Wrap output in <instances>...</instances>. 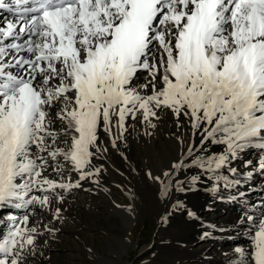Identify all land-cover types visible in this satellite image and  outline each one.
I'll use <instances>...</instances> for the list:
<instances>
[{"label": "snow or ice", "instance_id": "obj_1", "mask_svg": "<svg viewBox=\"0 0 264 264\" xmlns=\"http://www.w3.org/2000/svg\"><path fill=\"white\" fill-rule=\"evenodd\" d=\"M164 112L193 139L161 175L148 173L162 196L186 191L179 177L191 167L212 174L214 192L244 196L232 162L257 150L246 175L264 174V0H0V210H22L8 215L0 264L42 255L37 240L59 229L30 219L80 181L99 182L101 131L117 148L128 121L155 129ZM249 207L252 247L235 249L237 264H264V200Z\"/></svg>", "mask_w": 264, "mask_h": 264}, {"label": "bare ground", "instance_id": "obj_2", "mask_svg": "<svg viewBox=\"0 0 264 264\" xmlns=\"http://www.w3.org/2000/svg\"><path fill=\"white\" fill-rule=\"evenodd\" d=\"M140 82H144L143 78ZM159 115L160 119L158 121H153L157 124L155 129H146L145 125L140 122L139 118L134 121H128L126 125L127 131L124 133L123 138L117 141V148L112 147L108 134L101 131L100 135L104 141V147H107L108 151L103 153L100 158L94 159L93 164L97 167L102 164L108 170L113 169V167L118 164L116 153H121L124 157H131V155L139 156V158L143 161L141 163H143L145 167L146 165L149 167V172H151L152 175H161L171 166L173 161L181 157L182 150L186 151L188 144L192 142L193 138L191 136V127L187 124V122H185V127L183 129H178L174 118L169 113L164 112ZM117 131L118 130L114 129V133ZM147 131H152V135H147ZM176 136H181L184 143L181 144L177 141ZM195 143L199 145L198 137L195 138ZM150 148L156 155V166H154L149 159ZM224 149V145H209L208 152L218 154L223 152ZM243 154H246V157L242 158L240 156L238 160L232 162L231 166L240 170V172L238 170V174L234 177L235 179H248V182H245L241 187H238L239 192H243L244 196H241L240 199H234V202H232L229 206H224V203L217 202L216 199L218 194L219 192H227L235 195L237 193V189L221 188L220 191L214 192L213 188L217 182L214 179H209L212 175L211 173H206L197 167H191L186 171H183V174L181 173L179 177L185 181L184 187L187 190H173V194L175 196V199L172 198L175 200L173 207L181 213L187 221L188 219H192L196 228L191 231L187 237V241L189 242L187 244L190 248L186 251L190 253L192 258H194L190 264H208L205 262V259L212 260V263L210 264H237L239 257L238 253L235 252V249L243 248L247 251L250 250L249 247H252L251 236L246 230L248 225L241 223V217L244 215L245 211H253L249 205L264 200V174L255 172L251 178L247 175H242V173L251 170V166L247 168L245 167V161L250 160L253 164L256 163L253 151H246ZM49 172H51V169H49ZM226 174L229 175L230 178H233L230 176V173ZM103 176V173H101L98 178V183L94 182L96 179L95 177L80 181L82 186L85 185L83 189L73 188L71 191H68V194H66L67 192H64V200L62 203L53 199L51 208L52 213L49 214V210H41L38 215L33 216L30 219L29 226L36 223V226L40 228L44 224H49L56 208L62 209L61 219L54 220V223L52 220V223L49 224V227L57 228L59 231H57L54 235H49L45 232L44 235L37 240L39 245V248L37 249L38 253L42 252V256L47 257L49 250L53 249V247H57V243L55 244L47 241L49 237L56 240L60 239V245L62 241L61 239H64L65 236H69L67 232H73L72 236L76 234L77 236L84 235V238L90 237V235H87V228H83V231L77 233L79 219L76 217L77 219L73 221L72 219L74 218V214L72 215L73 217L69 216V213L66 215L63 210L65 208L70 210L72 207L78 212H82L83 209H86L87 211L90 210V205H93L94 202L88 197L89 192L86 189L90 188L99 192L101 190L100 177L103 178ZM195 176H199V179L193 183L192 177ZM50 178L56 180L61 179V177L57 176L55 173H52ZM64 178L70 179L73 183H75L79 180V173L72 171L71 165H68ZM190 196H194L195 200L192 201L189 198ZM78 197L79 202L77 201ZM213 201L216 203L214 204L215 206H211ZM77 202L79 204H77ZM235 205H238L239 207L237 208ZM243 205H245V207ZM113 209V211L119 215L121 223L124 226H128L132 213L129 210H124V207L119 205V203H117L116 208ZM8 211L11 212L14 210ZM189 211H191L194 215L190 216L188 214ZM88 214H90V211H88ZM8 215V212L0 213V220L3 221V223H0V231L3 230V234L4 229L9 224ZM41 219L42 221L40 222ZM174 219L175 216L172 214L168 222L173 223ZM213 225L215 226L214 229L211 227ZM221 229H223V231H221ZM205 232H210L211 236L206 239H201L202 234ZM227 235L231 236L226 238ZM45 241H47V243H45ZM135 245L139 254L148 250L145 245L140 247L139 243H136ZM88 250V254H93V256L95 255L91 249ZM111 251L114 253L116 252L114 248H112ZM28 263L37 264L33 257L29 258Z\"/></svg>", "mask_w": 264, "mask_h": 264}, {"label": "rangeland", "instance_id": "obj_3", "mask_svg": "<svg viewBox=\"0 0 264 264\" xmlns=\"http://www.w3.org/2000/svg\"><path fill=\"white\" fill-rule=\"evenodd\" d=\"M240 156L244 158L246 154ZM116 157L118 164L113 169L99 165L104 175L100 177L101 190L86 189L88 197L94 202L88 210L90 214L86 209L78 212L73 207L63 210L66 215L74 214L73 221L79 219L77 233L87 228L90 237L72 236L73 232H67L69 236L61 239V245L60 239L49 237L47 241L57 243V247L51 244L53 249L49 250L47 257L39 254L33 257L37 264H190L194 260L186 250L190 248L187 237L196 228L192 219L187 221L173 207V191L168 197L162 196L161 185L149 178V167L141 163L143 161L139 156L124 157L116 153ZM149 157L156 166L157 158L151 148ZM189 198L195 200L194 196ZM117 203L132 213L128 226H124L119 215L113 211ZM212 203L211 206L216 204L215 201ZM172 214L175 216L173 223L168 222ZM3 235L0 231V237ZM228 236L231 235L226 238ZM136 243L140 244L139 247L147 246L148 250L139 254ZM112 248L116 250L115 253L111 251ZM88 249L95 255L88 254Z\"/></svg>", "mask_w": 264, "mask_h": 264}]
</instances>
